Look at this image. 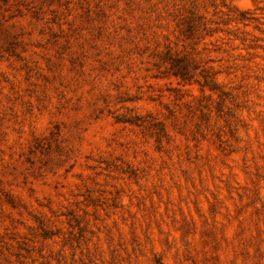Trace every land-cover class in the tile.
<instances>
[{
  "label": "rangeland",
  "instance_id": "obj_1",
  "mask_svg": "<svg viewBox=\"0 0 264 264\" xmlns=\"http://www.w3.org/2000/svg\"><path fill=\"white\" fill-rule=\"evenodd\" d=\"M0 264H264V0H0Z\"/></svg>",
  "mask_w": 264,
  "mask_h": 264
}]
</instances>
